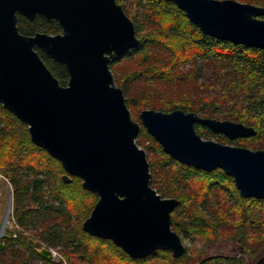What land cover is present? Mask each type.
I'll list each match as a JSON object with an SVG mask.
<instances>
[{
    "label": "water",
    "instance_id": "water-1",
    "mask_svg": "<svg viewBox=\"0 0 264 264\" xmlns=\"http://www.w3.org/2000/svg\"><path fill=\"white\" fill-rule=\"evenodd\" d=\"M166 1L206 35L264 49L262 6L238 0ZM36 14L57 21L61 32L20 33L18 15L32 20ZM137 43L133 21L116 0H0V104L27 126L34 144L61 163L65 183L78 176L97 196L82 221L84 231L110 239L132 258L157 249L179 257L185 246L171 229L178 200L151 186L146 151L135 140L140 124L180 163L204 171L219 168L231 176L243 197L264 198V149L202 138L195 122L230 139L254 136L256 130L193 111L142 109L140 123L135 121L108 62ZM35 46L65 65L66 85ZM37 254L53 259L46 247ZM82 258L77 255L71 263L85 264Z\"/></svg>",
    "mask_w": 264,
    "mask_h": 264
},
{
    "label": "trees",
    "instance_id": "trees-1",
    "mask_svg": "<svg viewBox=\"0 0 264 264\" xmlns=\"http://www.w3.org/2000/svg\"><path fill=\"white\" fill-rule=\"evenodd\" d=\"M133 21L138 43L109 57L115 84L136 121L142 109L193 111L202 117L241 122L254 136L230 139L206 125L194 128L204 139L264 149V49L204 34L184 11L166 0H116ZM264 7V0H238ZM24 35L57 34V21L36 14L18 15ZM61 85L69 73L63 63L34 47ZM138 146L147 151L150 184L162 197L178 204L171 211V229L181 239L202 245L237 240V255L192 251L179 257L157 249L132 258L110 239L82 229L97 196L71 175L65 183L61 163L34 144L27 126L0 104V174L11 184L12 217L18 228L2 237L0 264H63L39 257L37 249L51 247L66 264L82 255L85 264H243L246 256L264 251V198L243 197L232 177L221 169L204 171L180 163L140 125ZM146 143V144H145ZM191 250V251H190ZM264 254V253H263Z\"/></svg>",
    "mask_w": 264,
    "mask_h": 264
},
{
    "label": "rangeland",
    "instance_id": "rangeland-1",
    "mask_svg": "<svg viewBox=\"0 0 264 264\" xmlns=\"http://www.w3.org/2000/svg\"><path fill=\"white\" fill-rule=\"evenodd\" d=\"M113 79H114V77H113ZM136 121L139 122V117H138V120H136ZM139 147H141V146H139ZM141 148H143L145 150L144 147H141ZM146 153H147V151H146ZM7 188L11 189V186L8 184V182L0 174V221L4 220L6 216L8 217V219H7L8 223L3 228L4 232H3V234H1L0 240L2 239L4 234H6V233L8 234V232L14 231V228L16 227L13 223V217H12L13 212H12L11 205H10V208H8L9 194H8ZM225 241L226 240H222V241H218V242H208L205 245H202L199 241L191 242L189 240H184L183 244L185 246L189 247L193 252L199 251V250L202 251L203 255H210V254H229V255L232 254L233 255V254H236L237 251H239L237 247H236V250H234V251L229 250L230 247H232V242H225ZM233 247H234V244H233ZM263 253H264V251H263ZM59 259H62L63 264H66L65 259H63V257L59 254V252H57V256L53 260L58 261ZM245 259L247 262V263L245 262V264H248L249 262H251V264H252L253 260L250 261L248 259V257H246Z\"/></svg>",
    "mask_w": 264,
    "mask_h": 264
},
{
    "label": "flooded vegetation",
    "instance_id": "flooded-vegetation-1",
    "mask_svg": "<svg viewBox=\"0 0 264 264\" xmlns=\"http://www.w3.org/2000/svg\"><path fill=\"white\" fill-rule=\"evenodd\" d=\"M0 241L2 242V239ZM225 242H232V247H230V249H229L231 251L236 250V247L238 248L239 251H237V253L236 254H233V255H237L239 252L243 251V247L239 244V242L237 240H235V239H233V240H226ZM233 244H234V247H233ZM224 255H229V254H224ZM230 255H232V254H230ZM248 259L250 261L253 260L252 261V264H264V254L263 253L261 255H259L257 258H250V257H248ZM245 262H246V259L243 262V264H245ZM248 264H251V262H249Z\"/></svg>",
    "mask_w": 264,
    "mask_h": 264
},
{
    "label": "built area",
    "instance_id": "built-area-1",
    "mask_svg": "<svg viewBox=\"0 0 264 264\" xmlns=\"http://www.w3.org/2000/svg\"><path fill=\"white\" fill-rule=\"evenodd\" d=\"M2 177L8 182V184L11 186L10 182L2 175ZM7 191H8V194H9V205H8V208H10V205L12 207V190L7 188ZM13 223L14 225L16 226L15 228H18L17 224L14 222L13 220ZM4 232V231H3ZM3 234V233H2ZM48 249L51 251V255H52V258L55 259L56 256H57V252L56 250H54L53 248L51 247H48ZM52 259V260H53Z\"/></svg>",
    "mask_w": 264,
    "mask_h": 264
},
{
    "label": "bare ground",
    "instance_id": "bare-ground-1",
    "mask_svg": "<svg viewBox=\"0 0 264 264\" xmlns=\"http://www.w3.org/2000/svg\"><path fill=\"white\" fill-rule=\"evenodd\" d=\"M7 219H8V217L6 216L5 219L3 220L2 226H1V228H0V234L3 233V231H4L3 228H4V227L6 226V224L8 223V222H7Z\"/></svg>",
    "mask_w": 264,
    "mask_h": 264
}]
</instances>
